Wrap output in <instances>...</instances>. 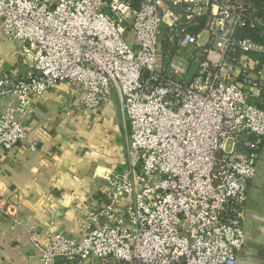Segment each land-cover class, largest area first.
I'll list each match as a JSON object with an SVG mask.
<instances>
[{
  "label": "built area",
  "instance_id": "built-area-1",
  "mask_svg": "<svg viewBox=\"0 0 264 264\" xmlns=\"http://www.w3.org/2000/svg\"><path fill=\"white\" fill-rule=\"evenodd\" d=\"M0 29L25 65L0 70L5 152L58 84L84 111L116 97L127 131L78 234L29 230L43 264H238L264 145V0H0ZM0 213L20 225L15 205Z\"/></svg>",
  "mask_w": 264,
  "mask_h": 264
},
{
  "label": "crops",
  "instance_id": "crops-1",
  "mask_svg": "<svg viewBox=\"0 0 264 264\" xmlns=\"http://www.w3.org/2000/svg\"><path fill=\"white\" fill-rule=\"evenodd\" d=\"M21 45L0 29V70L25 65ZM28 61V60H27ZM76 87L58 84L32 97L35 113L24 119L27 139L10 153L0 147V202L15 205L20 225L0 213V264H43L29 239L59 231L77 235L81 217L104 196L105 176L124 167L127 131L114 97L102 112L79 108ZM36 142V148L30 145ZM238 264H264V145L250 184Z\"/></svg>",
  "mask_w": 264,
  "mask_h": 264
},
{
  "label": "rangeland",
  "instance_id": "rangeland-1",
  "mask_svg": "<svg viewBox=\"0 0 264 264\" xmlns=\"http://www.w3.org/2000/svg\"><path fill=\"white\" fill-rule=\"evenodd\" d=\"M196 67H197V64L196 63H193L190 70H189V73H188V77H187V81L191 80L193 75L195 74V71H196Z\"/></svg>",
  "mask_w": 264,
  "mask_h": 264
}]
</instances>
